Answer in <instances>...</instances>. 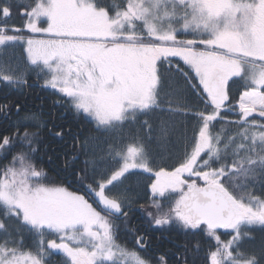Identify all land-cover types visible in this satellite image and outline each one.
I'll use <instances>...</instances> for the list:
<instances>
[{
    "label": "snow or ice",
    "instance_id": "snow-or-ice-1",
    "mask_svg": "<svg viewBox=\"0 0 264 264\" xmlns=\"http://www.w3.org/2000/svg\"><path fill=\"white\" fill-rule=\"evenodd\" d=\"M29 74L39 104L0 99V264H170L156 231L176 264H264V0H0V86Z\"/></svg>",
    "mask_w": 264,
    "mask_h": 264
},
{
    "label": "trees",
    "instance_id": "trees-1",
    "mask_svg": "<svg viewBox=\"0 0 264 264\" xmlns=\"http://www.w3.org/2000/svg\"><path fill=\"white\" fill-rule=\"evenodd\" d=\"M18 51V55H17V60L19 61V50ZM5 93H7L10 98L16 99V98H25L27 96V93L24 92V90H22V92H17L15 90L12 89H5L3 88V86H0V99L4 98ZM37 91L33 90V89H29L28 92V96L29 99L27 100L28 104H39L40 103V98H38L37 95ZM41 96H44V93L41 94ZM50 104V98L45 97V107L47 108L48 105ZM67 122L69 124H71L73 126V128H76L79 126V128L82 130L83 134H88L92 131V129L94 128L93 124H89V125H84V124H80L78 121L74 120L72 117L71 113L67 114ZM46 160V158H45ZM53 179H59L56 176L55 171H53L51 174ZM133 182H135V178L133 179ZM168 238L170 240V248L172 249L174 246H176V244H178L179 242L183 241L185 238L182 235H179L177 233H172L171 235H168ZM173 241H175L176 243H173ZM189 259H191V257H189Z\"/></svg>",
    "mask_w": 264,
    "mask_h": 264
},
{
    "label": "flooded vegetation",
    "instance_id": "flooded-vegetation-1",
    "mask_svg": "<svg viewBox=\"0 0 264 264\" xmlns=\"http://www.w3.org/2000/svg\"><path fill=\"white\" fill-rule=\"evenodd\" d=\"M16 23L18 24L19 22L16 21ZM17 55H18V51H17ZM28 83L29 85H31V87H27L25 86L23 88L24 92L27 93V100L29 99V96H28V92H29V89H33L37 92H39V95H38V98H40L42 92H40L39 88L36 86V83H35V76L32 75V74H29L28 75ZM22 92V91H21ZM29 106H33L32 104H29ZM133 222H135V217H133ZM168 233H164L163 236H161L160 232L159 231H156L152 234V240L154 242L153 244V251L154 252H163V251H166L168 249H171L170 248V240L168 238ZM172 252L169 254V261H170V264H176V255L173 254L177 251V246H174L172 249Z\"/></svg>",
    "mask_w": 264,
    "mask_h": 264
}]
</instances>
